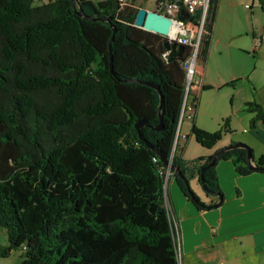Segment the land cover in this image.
Returning <instances> with one entry per match:
<instances>
[{"label": "trees", "instance_id": "obj_1", "mask_svg": "<svg viewBox=\"0 0 264 264\" xmlns=\"http://www.w3.org/2000/svg\"><path fill=\"white\" fill-rule=\"evenodd\" d=\"M74 1L86 15L109 21L78 16L70 0H0V227L7 236L0 258L21 249L17 264H177L159 154L169 159L174 146L189 51L167 62L164 37L132 25L136 0ZM218 2L207 11L203 61ZM258 3L264 9V0ZM143 82L159 87L161 130L153 128L159 94ZM244 111L253 115L250 127L264 124L257 101ZM140 120L147 125L138 131ZM230 132L228 118L214 132L191 127L208 149ZM241 145L210 167V156L184 161L175 151L172 164L188 180H202L206 196L222 195L219 160H231L240 175L264 173L248 168L252 149ZM255 165L264 167V156ZM175 179L197 209L223 201L205 204Z\"/></svg>", "mask_w": 264, "mask_h": 264}, {"label": "crops", "instance_id": "obj_2", "mask_svg": "<svg viewBox=\"0 0 264 264\" xmlns=\"http://www.w3.org/2000/svg\"><path fill=\"white\" fill-rule=\"evenodd\" d=\"M263 17L264 9L258 0H219L207 59L196 66L199 85L188 99L196 107L192 116L188 118L186 113L180 123L175 145L177 158L195 160L187 150L192 124L214 131L205 121L208 100L203 99V92L229 86L232 99L220 113L221 124L228 118L231 132L224 134L213 148L196 155L206 158L232 143H241L252 149L254 165L256 159L264 156V124L258 121L250 127L253 115L244 111L245 103L255 100L256 91L260 93L264 88ZM250 60L253 63L249 70ZM257 102L264 111V99ZM208 103L216 109L215 101ZM215 170L223 201L207 210L197 209L184 196L174 175L168 179L167 192L179 230L181 264H264V173L240 175L231 160H219ZM189 185L205 204L217 200L216 196H206L198 178H191Z\"/></svg>", "mask_w": 264, "mask_h": 264}, {"label": "built area", "instance_id": "obj_3", "mask_svg": "<svg viewBox=\"0 0 264 264\" xmlns=\"http://www.w3.org/2000/svg\"><path fill=\"white\" fill-rule=\"evenodd\" d=\"M154 9L159 7V12L165 16H168L172 20V35L170 39L177 45H181L188 49L189 54L183 62V68L185 73V85H184V97L181 108L180 117L177 125V132L175 137L174 146L169 158L172 163L174 149L176 145V139L180 128V123L184 119L185 114H188L190 118L194 112V106L188 103V99L191 91L199 85L198 79H196V66L198 63V48L201 36L204 32V23L207 17V11L210 6L211 0H154ZM187 13V18L180 20L181 12ZM259 45V40H256V46ZM173 175L167 167L164 171V190L166 192L168 179ZM174 216V214H172ZM174 227L178 241V226L176 224L175 217ZM177 264H181V256L179 246L177 247Z\"/></svg>", "mask_w": 264, "mask_h": 264}, {"label": "water", "instance_id": "obj_4", "mask_svg": "<svg viewBox=\"0 0 264 264\" xmlns=\"http://www.w3.org/2000/svg\"><path fill=\"white\" fill-rule=\"evenodd\" d=\"M71 1V5L73 8V11L75 14H77L78 16H81L85 19L88 20H92V21H103V22H108L109 20L107 18H97V17H90L88 15H86L81 9H79L78 7H76L75 5V1L74 0H70ZM119 1H123V0H119ZM187 18V13L186 12H181L180 15V20L184 21ZM133 26L137 27V28H141L147 32H151V33H155L158 34L162 37H164V41H163V47L165 50V53L163 54L164 59L169 62L174 58H179L181 57L183 51H184V47L181 45H177L174 41H172L169 37L170 35H172L173 31H172V20L168 17L165 16L163 14H161L159 12V7H157L155 10H146L144 8H138L133 23ZM110 28L112 29V35L110 37V40L108 42V49H109V59H110V64H109V68L110 71H112V65H111V44L114 40V34H115V28H113L112 26H110ZM146 85H149L150 87L154 88L158 94H159V98H160V104L157 108V113H158V119L159 122L158 124L153 127L155 130H161V125H162V115L160 113L161 111V103H162V95L160 93L159 87L152 84V83H146L143 82ZM143 125H147L146 121L144 120H140L138 121V123H136V128L139 131V129L143 126ZM139 137L142 138V136L139 133ZM235 147H242L241 144H235L234 146H229V147H225V148H221L218 151H216L213 155H211L208 159V164L207 167L213 166L214 163L218 160V158L220 157V155L227 149H231V148H235ZM159 159L161 160V162L169 168L170 172L174 175V177L181 179L185 185L189 186V180L184 177V175L180 172V170L174 166L169 159H167L165 156L159 154ZM247 160H248V168L252 171H263L264 172V167H259L257 165H254L253 162V158L252 155L247 153ZM204 169H201V172ZM200 185L202 186V189L206 192L207 189L206 187L203 185V181L199 180ZM188 194L190 196H192V192L190 190H188ZM212 195H215L216 197L219 198V201H221L223 199V196L220 195L218 192H211ZM218 206V203H215L213 205H211L209 208H216Z\"/></svg>", "mask_w": 264, "mask_h": 264}, {"label": "rangeland", "instance_id": "obj_5", "mask_svg": "<svg viewBox=\"0 0 264 264\" xmlns=\"http://www.w3.org/2000/svg\"><path fill=\"white\" fill-rule=\"evenodd\" d=\"M47 1L48 0H35V4L45 3ZM95 1H99V0H95ZM127 1H129V0H123L122 2L125 3ZM154 2H155L154 0H136L134 2V4L132 5V7L133 8H144L146 10H153L154 9ZM263 19H264V17H263ZM206 59H207V57H206ZM200 60L201 59L199 58L198 63ZM252 63H253L252 60H250L249 70L252 68ZM237 83H239V81H237L236 84ZM230 87L231 86H229V88H224L222 90H216L215 89V90H207V91L203 92V95H202L203 99L216 102V109H212V107L210 106L208 101H206V110H205V113H206L205 121L207 122V124L209 126H211V128H213L212 130H214V131L218 130V127L222 125L221 119L223 117H221V113H220L221 109L222 108L227 109V107L230 105V100L232 99V93L230 90H228V89H232ZM252 90H254V89H252ZM258 92L259 91L257 90L256 94H255V101H260L261 98L264 99V88L260 91V93H258ZM240 94H241V92L239 93V95ZM214 131H208V132H214ZM191 136H192V134H191ZM187 148H188L187 149L188 153L192 154L191 156H193L195 159L199 158V157H197L199 155H196L199 151H205V149H208V148H205V147L201 146L200 144H198L193 136H192L191 142ZM174 151H175V149H174ZM211 155H209V156H211ZM191 191H192V189H191ZM6 245H7L6 230L4 228L0 227V248L4 247ZM21 251H22L21 249H18L16 251H12L7 257L0 258V264H17V263H19L22 259L20 256Z\"/></svg>", "mask_w": 264, "mask_h": 264}]
</instances>
